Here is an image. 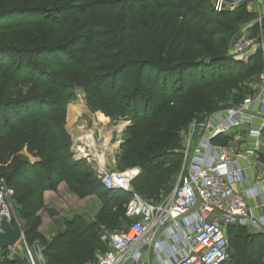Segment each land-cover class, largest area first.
Instances as JSON below:
<instances>
[{
    "label": "trees",
    "instance_id": "obj_1",
    "mask_svg": "<svg viewBox=\"0 0 264 264\" xmlns=\"http://www.w3.org/2000/svg\"><path fill=\"white\" fill-rule=\"evenodd\" d=\"M214 5L215 0H0V179L15 190L13 203L31 222L24 234L29 243L40 242L46 264L60 263L82 239L78 249L85 258L68 264L90 261L102 249V227L117 228L132 197L106 189L86 159L74 158L66 123L78 89L91 111L130 122L116 166L140 167L132 180L135 192L159 201L181 170L180 146L190 123L240 102L247 81L263 71L259 52L244 63L229 54V37L225 45L219 38L253 18L246 4L222 12ZM62 182L80 199L98 196L104 211L94 220L74 217L47 238L38 213L45 208V191H58ZM228 235L230 256L222 264H264L263 232L230 226ZM0 247V264H23Z\"/></svg>",
    "mask_w": 264,
    "mask_h": 264
},
{
    "label": "built area",
    "instance_id": "obj_2",
    "mask_svg": "<svg viewBox=\"0 0 264 264\" xmlns=\"http://www.w3.org/2000/svg\"><path fill=\"white\" fill-rule=\"evenodd\" d=\"M215 1L218 12L236 8L237 0ZM256 11L257 17L264 15L261 8ZM262 45L259 37L240 31L228 52L248 63ZM258 81L260 88L254 94L190 123L183 141L179 182L170 197L152 201L135 192L132 180L137 168L100 176L106 189L132 197L125 207L130 226L101 233L107 249L97 264H222L230 256V226L264 233V174L252 183H248L247 175L250 168L258 170V159L264 155V71ZM219 136L225 137L226 143L215 142ZM14 195L15 190L1 179L0 231L6 217L23 233ZM248 199L260 202L251 206ZM6 253L19 254L16 245L7 247ZM31 262L46 264L42 253L38 263L31 255Z\"/></svg>",
    "mask_w": 264,
    "mask_h": 264
},
{
    "label": "rangeland",
    "instance_id": "obj_3",
    "mask_svg": "<svg viewBox=\"0 0 264 264\" xmlns=\"http://www.w3.org/2000/svg\"><path fill=\"white\" fill-rule=\"evenodd\" d=\"M244 3L246 4L247 9L252 13L253 18L248 22L239 23V25L237 26V28L239 29L238 32L231 38V40L229 42L231 43L234 40V38L238 35V33L240 31H242V33L246 34L247 36L259 37L261 42H263V45H264V27H263L264 17L263 16H261V17L256 16L257 15L256 8L257 9L261 8L262 10H264V0H237V3L235 5V7H236L235 10ZM224 10H226V9H224ZM227 10H229V9H227ZM202 22H204V19ZM228 37L230 38V33L223 31L222 34H220L219 38L221 40H223V43L225 45ZM263 45L255 53L259 52V54L262 56L263 71H264V46ZM259 88H260V84L258 81V77H254L253 79L247 81V88L243 89V95L245 97L250 96V95L254 94ZM72 103L73 104L79 103L80 105L84 104L82 109H84L83 112L85 111L84 113L86 115H88L87 116V122H88L89 127H90L88 130V133L90 131H93V136L95 138L96 145L102 146L105 135H107V134L109 135L112 133V132H110L111 129H107L102 124H99L100 130L97 131V129H96V132H94L95 121H93L92 118H93V116H95V114L97 112L91 111V109L88 107V105L86 103L85 93L83 90H81V89L77 90V98ZM67 115H68V112H67ZM103 115H105V114H103ZM106 117L101 116L102 121H104V118H106ZM108 120H109L108 122L111 121L110 122L111 126L112 125H120V126L124 125L123 128H125L126 125L130 124L129 121H125V120H121V119H118V120L113 119V121H112V119L109 117ZM68 121H69V119H68ZM68 128L69 127H67V123H66V129L69 132V130H71V127H70V129H68ZM237 131H239V129H237ZM107 132H109V133H107ZM116 133L119 136V134L121 133V129H119L118 132L116 131ZM70 135L72 136V139H73L72 150L74 152V156H76V158L83 157L81 155L85 151V146H84V144H82L83 142L81 140L78 141L74 135H72V134H70ZM111 135H112V138L115 136L113 134H111ZM185 135H186V133H184V135H183L184 138H185ZM121 137L122 136H120V140L115 141V139H113V141H115L117 143L115 146V149L118 148L120 141H122ZM183 141H184V139H183ZM110 142L115 143V142H112L111 139H110ZM82 148L84 149L83 151L81 150ZM135 148L136 147L133 146L130 149H135ZM180 150H184V147L182 148L180 146ZM114 151L115 150H113L111 153L112 157L115 156V157H113L114 162L111 161V156L109 155L108 156L109 161L105 162L104 166L101 168L100 171L95 172L97 177L100 178V176L104 172L119 170L116 166V156L117 155L115 154ZM132 168H137L138 171L140 172V167H138V166L126 168L125 170L132 169ZM125 170H121V171H125ZM179 176H180V171L172 178V180L170 182V184H171L170 188L161 192L160 197H159V201L163 200L165 198H168L173 194L176 186L178 185ZM160 182L162 184H166L165 177H160ZM133 189H134V187H133ZM13 205H14L15 211L18 215L20 226L23 230V233H25L26 229L29 228V225L31 224V222H26L23 218H21L19 215V206L17 204H13ZM44 206H45V208H42L38 214L41 216V219H42L41 225H42L43 231L48 235L47 238H51L53 235H55L59 231L63 230L66 222L69 221L70 219H73L74 217L81 216V217H84L88 220H94L95 217L99 213H101V211H104L102 199H100L98 196L80 199L70 190L69 187L67 189H62V191H56V193L52 194L47 199V201L45 200ZM117 223L119 224V226H117V228H116V226H115V228H106L105 226H103L102 230L108 231V232L121 231L125 228V226L127 224V219L120 217L118 219ZM235 232H236V230H234L232 232V238H233L232 240H233V244H234V242H236V245H237L238 241H235L236 239L234 238ZM246 232L259 233L258 231H255L254 229H251V228H246ZM84 240L85 239H82L81 243L79 245H76L75 248L70 253H68L64 257V259L58 264H68L72 260H74L76 263H78V262H80L81 259L85 258L83 256V254H80V252H79L80 250L78 249V247H81V245H83ZM101 245H102L103 250L101 249V250L96 251L94 257L90 261H88L86 264H97L99 257L104 252V248L105 247L107 248V244L105 242H103V244L101 243ZM87 246H86L87 248H85V249H87L89 251L91 249V247L89 245H87ZM16 247L18 248L19 254L14 255V256H11L10 254H8L7 258L13 259V258L17 257L22 261L23 264H33L31 262V255H32V257L34 258L36 263H38L40 254L42 253V252L40 253V250L42 247H41V244L38 240L34 241L33 243H29L27 241L25 234H24V237L16 243ZM235 247H236L235 245H232V251H231L232 254L236 251ZM2 255H0V260L3 259ZM42 256H43V253H42ZM43 260L45 262L44 256H43Z\"/></svg>",
    "mask_w": 264,
    "mask_h": 264
},
{
    "label": "crops",
    "instance_id": "obj_4",
    "mask_svg": "<svg viewBox=\"0 0 264 264\" xmlns=\"http://www.w3.org/2000/svg\"><path fill=\"white\" fill-rule=\"evenodd\" d=\"M79 106H83V105L82 104L80 105L79 103L78 104H73V103L69 104V106H68V115H67V127H69L68 129H70V126H71V130H69V133L74 135L75 138L78 141L81 140L83 142V143L82 142L81 143L84 144V146H85V151H84L83 154H81L83 157L76 158V156H74V158L75 159H81V158L86 159L88 161L89 165L91 166V168L95 172H98L104 166L103 165L104 162H102L101 157L99 155L101 153V151H103L104 154H105L104 156H105V162H106V161H109L108 156L109 155L111 156V153H112L113 150H115V148L113 150L109 151L110 149H108L107 145H105V142L107 140L106 139L107 138L106 135L104 137L105 140L103 141L102 146L96 145L95 138H94V136H92L93 135L92 134L93 131H90L88 133V130H89L90 127H89V124L87 122V116L88 115H86L85 113H84V115L76 113L75 119L71 121V118H70L71 107H79ZM100 113H102V112L97 111L95 116H93V118H92V120L95 121V123H94L95 124L94 132H96V129H97V131L100 130L99 124H102L107 129H111V131H110V132H112L111 134H113L115 136L112 138V135L111 134L109 135L108 145L111 146V147L112 146L115 147L116 144H117L115 141L118 140V138H119V136L116 133V131L118 132L119 129L121 127L123 128L124 125H122V126H120V125H112L111 126V124H110L111 121L108 122L109 121L108 120L109 117L104 118V121H102V118H101L102 115ZM68 119H69V121H68ZM81 120H82V123H81ZM89 135H91V136H89ZM110 139L112 140V142H115V143H111ZM113 139H115V141H113ZM99 151H100V153H99ZM113 157H115V156H113ZM113 157L111 156V161L112 162H114V158ZM33 160H36V159H33ZM258 162H259L258 170H254L253 168H250V169L247 170L248 183H252L254 180H256L257 177L262 176L264 174V159H262V155L259 157ZM67 188H68V185L65 182H62L59 185V187H58V191H62V189H67ZM54 193H56V192L55 191H51V190L45 191V193H44L45 200L47 201V199ZM91 197H94V195L93 196H89L87 198H91ZM262 200L264 201V195L262 197ZM258 202H260V201H258ZM258 202H256V200L248 199V203L251 206H257ZM39 230H40V232L42 234H44L46 237H48V235L43 231L42 225L40 226Z\"/></svg>",
    "mask_w": 264,
    "mask_h": 264
},
{
    "label": "water",
    "instance_id": "obj_5",
    "mask_svg": "<svg viewBox=\"0 0 264 264\" xmlns=\"http://www.w3.org/2000/svg\"><path fill=\"white\" fill-rule=\"evenodd\" d=\"M238 30H239L238 28H236L234 30V32L231 34V36L229 38V41L238 32ZM229 41H228V46L230 43ZM124 131H125V128H122L121 133L119 134L118 140H120V136L123 135ZM122 143L123 142L120 141L118 148L115 149L114 152L116 155H118L120 153ZM138 174H139V171L136 173L135 177ZM1 229L2 230L0 231V245H2V246H7V247L15 246L16 243L24 237V233H22L19 229L14 228L13 225L8 221V219L6 217H3L2 221H1Z\"/></svg>",
    "mask_w": 264,
    "mask_h": 264
},
{
    "label": "bare ground",
    "instance_id": "obj_6",
    "mask_svg": "<svg viewBox=\"0 0 264 264\" xmlns=\"http://www.w3.org/2000/svg\"><path fill=\"white\" fill-rule=\"evenodd\" d=\"M84 105V104H83ZM83 108V106H79V107H71V110H70V118H71V121L72 120H74L75 119V115H76V113H81L82 115H84V112H83V110L84 109H82ZM81 123H82V120H81ZM73 124V123H72ZM85 124V123H84ZM71 127V126H70ZM122 128V127H121ZM120 128V129H121ZM104 133V132H103ZM107 133H109V132H107ZM87 134V133H86ZM92 134H93V132H92ZM110 135V134H109ZM109 135L107 134L106 135V142H105V145H107V148L108 149H110L109 151H111V150H113L115 147L114 146H109L108 145V142H109ZM88 136V135H87ZM89 136H91V135H89ZM93 136V135H92ZM90 140V139H89ZM105 140V139H104ZM85 142V141H84ZM111 144V143H110ZM106 148V147H105ZM102 149V148H101ZM82 151L84 150L83 148L81 149ZM104 150V149H103ZM101 151V150H100ZM100 151H99V153H100ZM100 155V157H101V160H102V162H104L105 163V154H104V152L103 151H101V153L99 154ZM101 162V163H102ZM104 163H103V165H104Z\"/></svg>",
    "mask_w": 264,
    "mask_h": 264
}]
</instances>
